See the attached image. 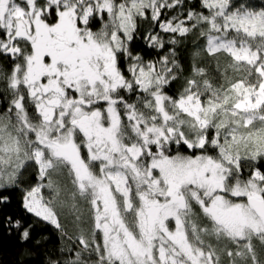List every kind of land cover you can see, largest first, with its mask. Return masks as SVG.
Returning <instances> with one entry per match:
<instances>
[{
	"label": "snow or ice",
	"instance_id": "obj_1",
	"mask_svg": "<svg viewBox=\"0 0 264 264\" xmlns=\"http://www.w3.org/2000/svg\"><path fill=\"white\" fill-rule=\"evenodd\" d=\"M0 230L15 264H264V0H0Z\"/></svg>",
	"mask_w": 264,
	"mask_h": 264
},
{
	"label": "trees",
	"instance_id": "obj_2",
	"mask_svg": "<svg viewBox=\"0 0 264 264\" xmlns=\"http://www.w3.org/2000/svg\"><path fill=\"white\" fill-rule=\"evenodd\" d=\"M255 2L260 3V0H255ZM192 39L193 37H189L187 43L181 45V60L186 70L189 65L188 55L193 50ZM137 50L140 51V49ZM142 54L145 56V59L155 58V53L148 49H143ZM182 83V80L173 83L169 88L170 94H176ZM3 212L11 214L15 219H22L26 224H32L34 239H40L43 236L45 238L44 243L49 249L56 248L62 244L59 234L50 225L26 213L22 207L18 191L10 193V203L3 209ZM62 222H64V218H62ZM66 226L70 234L76 231L74 225L70 222V218ZM23 250L24 247L21 246L14 231L9 233L0 230V264H15L18 259L22 260V257H18V253Z\"/></svg>",
	"mask_w": 264,
	"mask_h": 264
},
{
	"label": "rangeland",
	"instance_id": "obj_3",
	"mask_svg": "<svg viewBox=\"0 0 264 264\" xmlns=\"http://www.w3.org/2000/svg\"><path fill=\"white\" fill-rule=\"evenodd\" d=\"M63 218V217H62Z\"/></svg>",
	"mask_w": 264,
	"mask_h": 264
}]
</instances>
